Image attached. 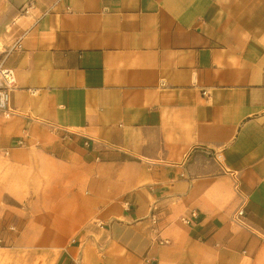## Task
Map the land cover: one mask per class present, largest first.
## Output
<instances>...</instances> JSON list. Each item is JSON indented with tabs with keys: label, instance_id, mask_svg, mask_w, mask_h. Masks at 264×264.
Here are the masks:
<instances>
[{
	"label": "crops",
	"instance_id": "1",
	"mask_svg": "<svg viewBox=\"0 0 264 264\" xmlns=\"http://www.w3.org/2000/svg\"><path fill=\"white\" fill-rule=\"evenodd\" d=\"M8 50L0 243L264 264V0H0Z\"/></svg>",
	"mask_w": 264,
	"mask_h": 264
},
{
	"label": "rangeland",
	"instance_id": "2",
	"mask_svg": "<svg viewBox=\"0 0 264 264\" xmlns=\"http://www.w3.org/2000/svg\"><path fill=\"white\" fill-rule=\"evenodd\" d=\"M18 217L16 213L13 214L12 224L19 222ZM56 250V246L0 243V264H51Z\"/></svg>",
	"mask_w": 264,
	"mask_h": 264
},
{
	"label": "built area",
	"instance_id": "3",
	"mask_svg": "<svg viewBox=\"0 0 264 264\" xmlns=\"http://www.w3.org/2000/svg\"><path fill=\"white\" fill-rule=\"evenodd\" d=\"M14 44V46H16ZM13 46V47H14ZM11 47L10 50L13 48ZM0 51V109H5V115L10 111L8 108L9 103V91L14 87V74L13 71L4 66V59L10 51ZM205 94V92H202ZM243 215V210L239 209L236 212L237 218H240ZM187 221V220H185Z\"/></svg>",
	"mask_w": 264,
	"mask_h": 264
}]
</instances>
